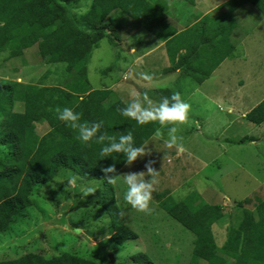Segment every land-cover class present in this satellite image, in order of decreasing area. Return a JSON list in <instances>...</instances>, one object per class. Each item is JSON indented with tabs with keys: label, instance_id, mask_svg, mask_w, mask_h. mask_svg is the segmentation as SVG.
Masks as SVG:
<instances>
[{
	"label": "trees",
	"instance_id": "1",
	"mask_svg": "<svg viewBox=\"0 0 264 264\" xmlns=\"http://www.w3.org/2000/svg\"><path fill=\"white\" fill-rule=\"evenodd\" d=\"M79 0H0V56L8 53L10 58H17L25 50L36 46L40 60L46 64H65L66 72H75L76 79L68 92L59 88L20 84L15 81L0 79V113L4 116L0 129V146L8 154L0 161V234L9 232L19 219L26 216V210L32 206L33 194L39 193V187L53 184L62 170L78 176L84 182L98 180L109 194V209H115L112 184L104 179L101 168L115 163L117 172L125 164V156L113 153L111 157H102V144L94 140L84 143L77 139L78 131L57 118L55 109L70 107L82 114V122L103 121L101 131L117 138L121 133L131 131L134 144L141 147L152 137L159 124L156 122L138 125L121 115L118 109L125 105L120 101L103 106L95 100L97 95L106 98L109 92H86V64L93 49L105 37L112 26L107 18L113 12L126 14L141 26L147 27L145 19H152L155 9L144 0H92L89 10L77 17L70 13V8ZM235 3V0L229 2ZM145 4V5H144ZM146 7H149L148 9ZM151 10V11H150ZM203 21V20H202ZM193 29V30H192ZM191 32L197 28L192 27ZM219 33V28H217ZM111 33V32H110ZM189 31L177 35L166 42L171 65L175 63L176 53L182 47V41ZM200 35H205L201 31ZM208 43V42H205ZM221 45L219 46V44ZM220 47V48H219ZM225 48L223 40L214 45L215 51H223V56L205 73L206 79L233 47ZM190 51L177 60L179 66L187 59ZM79 81L85 82L83 87ZM169 89L159 90V98L170 97ZM245 119L253 125L264 123V100L252 109ZM46 120L51 125L50 132L40 136L36 124ZM107 143V141H105ZM76 192L77 189H71ZM65 188H62V192ZM64 193V196L67 194ZM59 206V202H57ZM111 207V208H110ZM160 208L173 220L194 235L192 259L189 264L205 263L214 251L211 227L223 218L219 206H205L197 193H191L178 203L167 197L160 203ZM112 213V212H111ZM242 229V228H241ZM134 235V234H133ZM133 235L125 227L114 231L111 239L119 245L126 240H133ZM242 230L228 234L226 255L237 257L234 264H247L248 258L240 253ZM132 236V237H130ZM134 238L136 236L134 235ZM239 251V253H238ZM215 252V251H214ZM141 264H151L143 256L131 258ZM0 264H95L71 255L62 254L51 260L40 254H26L17 260L0 261Z\"/></svg>",
	"mask_w": 264,
	"mask_h": 264
},
{
	"label": "crops",
	"instance_id": "2",
	"mask_svg": "<svg viewBox=\"0 0 264 264\" xmlns=\"http://www.w3.org/2000/svg\"><path fill=\"white\" fill-rule=\"evenodd\" d=\"M135 1L138 3V0ZM144 1L152 9H155V17L151 19L148 16L149 18L145 19L146 16H144L142 19L147 24V27L142 28L151 27V31L145 32L139 29L138 21L126 14L111 13L106 22L113 28L107 33L113 32V37L117 34L124 35L122 38L116 39L115 44H118V48L123 54L120 60L124 59L126 65L123 66L122 72H119L117 77H114L112 72H108L107 79L99 85L94 86L87 79L86 83L79 81L82 87L85 83L86 89L85 94L80 95L79 99L81 100L93 91L109 92L110 94L106 98L100 95L94 98L103 106H108L116 101H120L126 106L132 99L133 91L147 92L149 98L154 102L161 100L158 96L159 90L169 89L173 93L179 92L182 96L180 87L176 88V84L183 80L198 82L204 78L205 73L211 70L223 56L226 43L227 48L232 46L234 48L232 53L225 57L212 70V73L198 84L197 88L185 90L184 100L190 103L191 112L195 117L185 126L189 130V134L193 135L190 139L185 140L184 145L187 151L183 154H177L175 148L169 150L166 148L167 159L176 162V164L179 161L180 164L178 163L177 170L171 169L168 178L159 173V184L157 191L153 193L152 205L160 207L161 201L167 197L171 198L173 203H178L189 194L197 193L205 206H219L222 209L223 218L212 225L210 232L214 244L217 245L216 230L218 227L225 228L223 240L217 245L218 250L225 252L226 246L227 252L228 234L234 230L238 232L240 229L243 234L240 253L248 258L247 264H256V262L264 264V260L262 261L260 258L264 257V252L261 253L264 250V186L262 189L258 188L260 189L258 195L246 193L241 202L232 203V206L229 205L225 208L223 205L215 203L216 191L214 189V191H210L208 178L203 173L214 164L217 157L226 158V154H229L227 159L230 161L232 150H245L246 147H249L251 152L246 157L239 156L237 159L248 175L249 168L252 167L250 156L256 157L254 151H256L255 148L258 147L259 142L257 136H253V134L229 141L224 136L221 138H213V136L220 134L214 128L216 122L222 125L218 126L219 129L231 125L234 120L235 123L245 125L243 123L246 122V115L264 100V0H235L233 4L229 3L232 0ZM249 17L251 19L248 22L247 18ZM152 26H156L155 30L152 29ZM194 26L197 29L190 33ZM217 28L220 30L219 33L215 31ZM188 31L189 34L181 43L182 47L176 53L175 63L170 65L166 42ZM201 31L205 35H200ZM156 32H158V36L153 35ZM133 34L138 35L135 40H146L147 42H133ZM143 34H146L145 39ZM218 40H223L225 45V48L222 47L223 51H215L214 45ZM133 47L137 50L135 55L130 53ZM187 49L190 51L187 59L178 66L177 60L186 54ZM170 66L171 71H168ZM140 72L152 74L153 81L149 83L139 79L137 74ZM174 77L172 86H159L160 79L165 78L171 81ZM75 79L76 77L67 74V72L65 75H55L51 73L50 69H47L46 73L38 75L30 84L59 88L68 92ZM209 83H214V87L208 89L207 87L211 85ZM51 128L46 120L36 124L40 136L50 132ZM229 128L231 127L227 129ZM152 138L158 145H165L167 140L164 137L155 138L153 135L142 146L147 145ZM200 139L205 143H202ZM209 142H212L213 145H210ZM206 143L208 147L204 145ZM139 159L130 166L124 164L117 174L132 172V168L138 164ZM157 160L154 165L157 164ZM232 163L234 162L230 164ZM194 166L197 167V172L187 171ZM160 169H163L162 164L156 168L157 171ZM185 170L187 173L184 172ZM141 171H146V169L142 167ZM66 172L69 173L67 170H62L60 176ZM135 172L140 171L135 169ZM117 183H122L126 189L122 176L120 182L117 180Z\"/></svg>",
	"mask_w": 264,
	"mask_h": 264
},
{
	"label": "rangeland",
	"instance_id": "3",
	"mask_svg": "<svg viewBox=\"0 0 264 264\" xmlns=\"http://www.w3.org/2000/svg\"><path fill=\"white\" fill-rule=\"evenodd\" d=\"M90 6L91 0H79L69 11L79 17L85 14ZM250 19V17L247 18V21L249 22ZM140 26L138 28L142 31H151V27L142 28L144 26ZM155 27L152 26V29L155 30ZM107 34L109 36L98 43L97 47H100L92 50L85 67L86 79L94 86L103 83L108 77V72H112L113 76L117 77L119 72H122L123 66L126 65L124 59L120 60L123 54L120 52L118 44H115V40L122 38L123 34H117L115 37H113V32ZM153 35L158 36L159 34L156 32ZM137 36L133 34V42H147L146 40H135ZM145 37L146 34H143L144 39ZM65 68L66 65L63 63L48 66L42 62L36 46L25 50L17 58H10L8 53H3L0 56V79L11 80L20 84L32 83L38 75L46 73L47 69H50L52 74L65 75ZM168 71H171V66ZM67 74L76 77L74 71ZM160 80L159 86L170 87L175 77L171 81L165 78ZM209 84L211 85L207 87L208 89L214 87V83ZM197 86L196 81L190 80L179 81L176 84V88L180 87L179 90L182 92L183 99L185 90L189 91L197 88ZM193 115L190 112L189 121L195 118ZM3 122L4 116L0 113V129L3 127ZM235 122L234 120L231 125L223 129H219L222 125L216 122L214 128L221 135L216 134L213 138L224 136L229 141L253 134V136H257L259 144L255 148L257 152L254 151L256 157L250 156L252 167L249 168L248 175L237 159L239 156L246 157L251 152L249 147H246L245 150H232L230 161L227 159L229 154H226V158L217 157L214 164L203 171L208 178L210 191H216L215 203L223 205L225 208L229 205L232 206V203L241 202L246 193L258 195L264 186V125H262L263 123L253 125L247 120L243 123L245 125ZM218 126L220 127L218 128ZM228 127L231 128L227 129ZM161 131L163 132L162 137L168 139L167 128H161ZM224 131L225 133H223ZM189 133L185 125L180 127L178 135L183 137V143L192 137L193 134ZM201 142L205 143L204 140ZM209 143L213 145L212 142ZM204 145L208 147L207 143ZM166 148L165 145H158L152 138L147 144L150 155L140 158L138 164L132 168V172H135V169L141 171L148 160L156 161L159 157L157 164L153 166L156 169L159 164H162L163 169H160L159 173L168 178L171 169L177 170L180 162L178 161L176 164V162L167 159ZM6 154L8 151L0 146V161ZM231 162L234 163L230 164ZM0 168H2L1 164ZM187 171L197 172V167L194 166ZM187 171L184 172L187 173ZM72 175L68 172L61 176L58 175L55 179L56 183L41 186L39 193L33 194L32 206L26 210V216L19 219L9 232L0 234V261L17 260L26 254H40L44 259L51 260L62 254H67L78 259L89 260L95 264H141L139 261L136 262L131 259L140 256L150 261L151 264L190 263L194 235L168 216L167 212L165 213L160 207L153 205L151 206L155 212L151 215H145L132 209L123 198L126 189L122 183L112 185V198L117 207L115 209L110 207L111 209H109L111 206L108 200L110 192L102 186L100 181L84 182L77 176V185L72 188L67 183ZM118 181L120 182V179ZM63 187L66 196L62 192ZM88 187L96 189L95 195H84ZM69 188L77 189V191L71 192ZM57 202H59V206ZM65 226H68L67 230ZM77 227L84 230L82 235L77 236L72 231ZM122 227L129 230L136 238L134 235L133 237L130 236L133 240L123 241L119 245L111 237L114 231ZM224 231L225 228L219 227L216 230L217 245L222 242ZM217 245L214 244L215 252H211L207 263L200 261L197 264H234L237 257L226 255V252L218 250ZM263 252L264 250L261 253ZM260 258L262 261L264 260V257L261 256ZM258 263L256 262V264Z\"/></svg>",
	"mask_w": 264,
	"mask_h": 264
},
{
	"label": "clouds",
	"instance_id": "4",
	"mask_svg": "<svg viewBox=\"0 0 264 264\" xmlns=\"http://www.w3.org/2000/svg\"><path fill=\"white\" fill-rule=\"evenodd\" d=\"M137 50L133 47L130 50L132 55H135ZM138 78L151 83L154 76L149 73L140 72L137 74ZM127 78V77H126ZM132 99L124 108L118 109L121 115L134 120L138 125H146L152 122H158L161 126L155 132V138H161L163 132L161 128H167L168 139L165 141V146L168 149L175 148L177 154H183L187 151L183 137L178 135L181 126L187 125L189 122V114L191 112L190 103L186 102L179 92H174L170 97H163L159 102H154L149 98L147 92L140 93L133 91L131 93ZM57 118L68 124L72 129L78 131L77 139L84 143L95 141L102 144L100 150L102 157H111L113 153H121L125 156V164L130 166L138 158H143L150 155V150L147 145L137 147L134 144V137L131 131L126 134L121 133L117 138L114 135H108L102 132L103 121L96 122H82V114L74 111L70 107L55 109ZM107 141V143H105ZM155 161L148 160L144 168L146 171L128 172L124 174H117L115 163L101 168L104 173V179L109 184L117 183V180L123 178L126 185L124 192L125 202L131 206L132 209L145 215H151L155 209L151 206L153 202V193L157 191L159 184V171L154 168ZM78 177L72 175L67 183L69 186L75 187L77 185ZM96 189L88 187L84 195H95ZM66 230L68 226H65ZM75 235L83 234L82 228L72 229Z\"/></svg>",
	"mask_w": 264,
	"mask_h": 264
},
{
	"label": "water",
	"instance_id": "5",
	"mask_svg": "<svg viewBox=\"0 0 264 264\" xmlns=\"http://www.w3.org/2000/svg\"><path fill=\"white\" fill-rule=\"evenodd\" d=\"M109 258L111 259V256L109 255ZM112 260V259H111Z\"/></svg>",
	"mask_w": 264,
	"mask_h": 264
}]
</instances>
